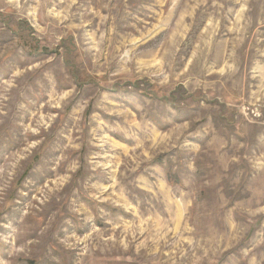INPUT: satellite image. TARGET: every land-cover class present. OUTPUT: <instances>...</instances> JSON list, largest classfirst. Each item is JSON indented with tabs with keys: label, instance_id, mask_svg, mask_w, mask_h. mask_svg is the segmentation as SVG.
Masks as SVG:
<instances>
[{
	"label": "rangeland",
	"instance_id": "374dc122",
	"mask_svg": "<svg viewBox=\"0 0 264 264\" xmlns=\"http://www.w3.org/2000/svg\"><path fill=\"white\" fill-rule=\"evenodd\" d=\"M0 264H264V0H0Z\"/></svg>",
	"mask_w": 264,
	"mask_h": 264
}]
</instances>
